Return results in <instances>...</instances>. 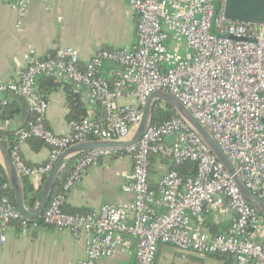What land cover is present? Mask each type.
Instances as JSON below:
<instances>
[{"label":"built area","instance_id":"1","mask_svg":"<svg viewBox=\"0 0 264 264\" xmlns=\"http://www.w3.org/2000/svg\"><path fill=\"white\" fill-rule=\"evenodd\" d=\"M18 16L20 31L31 0H5ZM47 12L54 0H42ZM135 16V45L130 49L97 51L84 67L79 53L62 47L42 58L29 52L17 80L0 83V94L28 103L32 119L16 130L8 150L21 179H44L69 146L88 141H124L142 117L149 96L157 91L177 99L206 128L226 155L243 186L264 201V27L236 23L224 15L226 0H127ZM120 67L112 82L100 76L104 64ZM70 83L77 94L86 89L102 120L87 117L68 123L69 133L57 136L45 127L47 102L37 91L38 79ZM132 104H121L122 99ZM7 101H2L6 105ZM37 139L49 148L47 161L28 166L21 145ZM175 165L192 162L196 175L185 181L174 171L160 179L156 191L149 184L152 156ZM132 159L123 192L133 200L121 206H102L90 214H67L68 192L101 159ZM0 173V244L10 228L25 237L40 228L67 230L85 239V258L77 264H97L114 255L124 237L136 243L135 264H155L160 245L199 256L229 255L230 264H264V247L254 239L262 217L246 204L239 189L207 146L180 119L149 126L141 139L126 148L94 150L78 156L72 169L35 220L23 218L7 193ZM233 213L225 233L212 236L202 216Z\"/></svg>","mask_w":264,"mask_h":264},{"label":"crops","instance_id":"2","mask_svg":"<svg viewBox=\"0 0 264 264\" xmlns=\"http://www.w3.org/2000/svg\"><path fill=\"white\" fill-rule=\"evenodd\" d=\"M18 16L8 1L0 0V83L17 80V70L25 68L29 52L37 58L62 47H71L79 53V66L84 65L99 50L130 49L135 45V16L127 0H54L53 11L47 12L42 0H31L26 18L20 31L17 30ZM120 67L106 63L100 76L112 82ZM38 95L48 104L45 127L57 136L69 133L68 123L82 116L101 121L100 106L89 101L86 89L72 92L70 83L58 82L50 86L47 79L40 78L36 84ZM12 95L0 94L2 101L15 102L18 114L9 121H0V132L15 133L31 117L29 110ZM76 101V102H75ZM121 104L134 103L122 99ZM4 106V105H3ZM6 140V138H3ZM2 142V141H1ZM22 160L26 165H43L49 156V148L38 147L33 141H26L20 147ZM132 170V159H101L66 197L64 212L67 214H90L102 206H121L134 198L123 192ZM169 170V164L162 159H150L149 184L157 190L160 179ZM5 176V173H3ZM6 178V176H5ZM37 193L42 179H22ZM25 190V188H24ZM30 196H26L29 206ZM37 199V198H36ZM235 216L233 213L217 215L208 212L202 216L203 228L209 226L218 232H226ZM254 239L264 247L263 224L254 233ZM113 256L102 258L97 264H135L136 243L124 237ZM85 258V239L74 238L70 232L40 228L27 236H19L17 228H10L6 242L0 244V264H77ZM229 255L199 256L181 252L169 245H160L155 264H230Z\"/></svg>","mask_w":264,"mask_h":264},{"label":"water","instance_id":"3","mask_svg":"<svg viewBox=\"0 0 264 264\" xmlns=\"http://www.w3.org/2000/svg\"><path fill=\"white\" fill-rule=\"evenodd\" d=\"M224 15L232 22L249 23L264 27V0H226ZM157 102H162L167 105L200 138L212 156L231 177L246 204L254 209L264 220V201L258 199L243 186L235 174L230 161L216 145L206 128L201 126L177 99L161 91L154 92L149 96L142 109L141 120L128 139L124 141L80 142L66 148L59 155L50 173L42 181L38 190L37 199L32 207L26 205L27 200L24 188L22 187V179L17 174L7 148L0 140V165L9 183V189L13 196L15 207L20 215L25 219L35 220L43 213L52 196L60 174L73 159L94 150L126 148L136 144L146 129L151 125L152 109ZM20 103L29 110L28 103L25 100L22 99Z\"/></svg>","mask_w":264,"mask_h":264},{"label":"trees","instance_id":"4","mask_svg":"<svg viewBox=\"0 0 264 264\" xmlns=\"http://www.w3.org/2000/svg\"><path fill=\"white\" fill-rule=\"evenodd\" d=\"M43 79L49 80L50 86L51 85L55 86L58 83L53 78L43 77ZM17 114H18V111H17V108H15V102L6 103V105H4V106L0 105V121L12 120ZM31 117H32V115H31ZM31 117L29 118V120L32 119ZM83 118H85V117L82 116L79 120H81ZM174 118H177V116L167 105L163 104L162 102H157L154 104L153 109H152L151 126H159V125H161L167 121H170ZM79 120H76V121H79ZM3 138H6V140H4ZM0 140L2 141L3 145L7 149H9L15 140V135H14V133L0 132ZM30 140L35 142L39 148L43 146L42 142L37 140V139H30ZM153 158H158V159H162L164 161H167L169 164V170L168 171L176 172L178 174V176L181 178V180H183V181H185L189 177H194L196 175V165L192 162H186L182 165H175L168 158H161L160 156H157V155L152 156L151 160ZM73 161H74V159L67 164L66 169L60 174L58 181L56 182V185L54 187L53 195L56 192L60 191L62 183L64 182L66 176L68 175V173L72 169ZM0 173H4L1 165H0ZM23 185L25 188V190H24L25 196H27V197L30 196V198H31L29 200V206H33L35 201H36V198H37V193H33L32 188L24 180H23ZM152 190L156 191L155 188H152ZM7 196L9 198L10 202L13 205H15L14 200H13V196H12L10 191L7 193ZM204 215L205 214H203V216ZM209 228H210L209 233L212 236L217 235V234H221L220 232L217 231V229L212 228L210 226H209ZM222 233H224V232H222ZM215 255H221V254H215Z\"/></svg>","mask_w":264,"mask_h":264}]
</instances>
